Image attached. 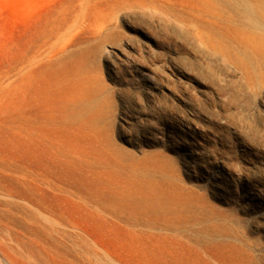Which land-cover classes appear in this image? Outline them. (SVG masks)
<instances>
[{
  "label": "rangeland",
  "instance_id": "rangeland-1",
  "mask_svg": "<svg viewBox=\"0 0 264 264\" xmlns=\"http://www.w3.org/2000/svg\"><path fill=\"white\" fill-rule=\"evenodd\" d=\"M0 264H264V0H0Z\"/></svg>",
  "mask_w": 264,
  "mask_h": 264
},
{
  "label": "bare ground",
  "instance_id": "bare-ground-1",
  "mask_svg": "<svg viewBox=\"0 0 264 264\" xmlns=\"http://www.w3.org/2000/svg\"><path fill=\"white\" fill-rule=\"evenodd\" d=\"M89 167H92L93 168V166L92 165H89ZM97 171L98 172H103L104 170L102 169V168H98L97 169ZM55 189L56 188H54V185H50V188H48V190H47V192H48V194H50L51 196H52V198L54 197V195H56V192H55ZM69 193V192H68ZM69 195V194H68ZM66 196V198L69 200V201H71V196ZM141 202V201H140ZM145 202V201H144ZM137 204V203H136ZM144 204V203H143ZM155 204V203H154ZM44 206V205H43ZM114 206V205H113ZM131 206H133V205H131ZM135 206V205H134ZM138 206V205H137ZM47 207V206H46ZM45 207V208H46ZM140 207V206H139ZM144 207V206H143ZM142 207V209L140 208H137L136 209V206H135V209H128V210H126L124 207L123 208H111L110 207V209H111V211L112 212H114V214H116V215H118V216H123V215H125L126 217L128 216L130 219L131 218H134V220H132L134 223H136L137 222V220H138V218H139V214H142V213H144L145 211H148V210H145V209H147V208H143ZM56 207L54 206V202L53 201H51V203L48 205V210L51 212V214L52 213H55V212H57V209H55ZM149 208V207H148ZM163 208H164V206H163ZM182 208V207H181ZM47 209V208H46ZM47 210V211H48ZM150 210H152V209H149V211ZM155 210V212H157V211H160V210H157V209H153L152 211H151V213L153 212ZM157 210V211H156ZM148 211V212H149ZM148 212H147V214H148ZM175 212V211H174ZM146 213V212H145ZM154 213V212H153ZM160 212H158V214H159ZM150 214V213H149ZM151 215V214H150ZM142 217H143V215H142ZM137 219V220H136ZM142 219V221L144 222V219L146 220V218L144 217V218H140L139 219V221ZM142 221L141 222H139V223H142ZM148 221L149 222H151L149 219H148ZM155 221V220H154ZM44 222V221H43ZM110 225H111V222H109V221H107ZM147 222V221H146ZM148 222V223H149ZM153 222V221H152ZM112 223H115V226L117 225V227H119L120 228V225H119V223H117V222H112ZM131 223V222H130ZM138 223V222H137ZM44 224V223H43ZM155 224V223H154ZM170 224H171V221H170ZM50 225V224H49ZM166 225V224H165ZM48 226V225H47ZM116 227V228H117ZM121 229V228H120ZM124 229V228H123ZM126 229V228H125ZM50 231V230H49ZM53 234V233H52Z\"/></svg>",
  "mask_w": 264,
  "mask_h": 264
}]
</instances>
